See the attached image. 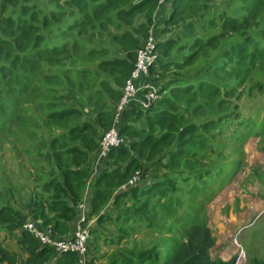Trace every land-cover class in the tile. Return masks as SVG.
<instances>
[{
    "label": "trees",
    "instance_id": "trees-1",
    "mask_svg": "<svg viewBox=\"0 0 264 264\" xmlns=\"http://www.w3.org/2000/svg\"><path fill=\"white\" fill-rule=\"evenodd\" d=\"M168 3L170 14L159 26L156 17L164 8L160 0H0V137H11L16 157L24 156L34 170L27 174L21 163L18 173L8 177L0 173L1 230L16 234L32 219L41 231L51 230L55 238L71 237L80 217L77 203L99 144L114 125L137 53L152 37L159 58L150 69L149 80L158 86L160 97L146 111L140 106L145 94L141 92L121 114L117 124L121 143L95 162L98 179L88 218L98 217L99 203L109 199V188L114 191L127 184L145 162L165 163L181 178L173 175L147 187L136 184L117 196L115 205L122 211L124 224L114 227L116 237L108 240L117 252L107 264H236V258L228 262L212 258L216 238L198 221L199 215L193 223L185 222L184 240L168 250L165 259L160 253L163 240L140 244L125 226L128 219L136 220L132 216H139L148 227H158L157 207L166 201V208L179 209L175 193L188 192L189 187L203 194L200 211L205 213L223 184L218 183L221 157L211 153L212 148H203L215 147L217 134L232 123L238 126L242 118L240 110L222 100L247 86L251 93L255 89V99L264 95V0ZM191 7L202 13L195 20L187 18ZM235 9L241 16L233 14ZM178 28L182 35L176 37ZM153 30L157 31L152 36ZM118 52L123 56L112 57ZM220 53L222 61L218 60ZM196 63L205 64V75L185 79L182 73ZM228 67L232 70L226 72ZM168 69L182 73L173 79L161 78V71ZM160 81H164L161 86ZM205 90L218 102L210 103L207 114L196 116L201 110L198 103H190V94ZM185 99L186 110L182 111ZM158 102L175 111L155 110ZM110 103L115 105L114 116L107 111ZM85 110L96 114L106 130L98 134L90 122L79 123ZM189 112L193 119H188ZM156 130L163 135L156 136ZM206 159L209 163L203 165ZM190 163L202 166L191 172ZM106 222L105 216H99L98 224ZM91 233L99 232L91 228ZM124 242L130 247H124ZM18 244L27 256L22 264L80 261L76 253L58 255L54 247L43 245L24 230ZM88 247L89 254L91 239ZM88 254L86 264H96V256L91 254L88 260ZM18 258V253L0 242V262L15 264Z\"/></svg>",
    "mask_w": 264,
    "mask_h": 264
},
{
    "label": "rangeland",
    "instance_id": "rangeland-1",
    "mask_svg": "<svg viewBox=\"0 0 264 264\" xmlns=\"http://www.w3.org/2000/svg\"><path fill=\"white\" fill-rule=\"evenodd\" d=\"M167 1L171 3V0ZM168 2H166V0L163 2L161 6H164V8L162 7V11L157 14L156 21L159 26L162 25L164 18L170 14V5ZM196 8L195 11L192 7L189 9L187 18L195 20V18L200 17L202 13ZM236 13L239 14L241 12L235 9L233 14L237 15ZM239 15L241 16V14ZM157 30H160L159 27H157ZM157 30H153V34L151 32L152 36ZM175 33L176 37L182 35L179 28L175 30ZM169 36L172 37V34ZM115 55L123 56V54L118 52L113 54L112 57ZM221 56L222 54L220 53L218 55V60L220 61L223 60ZM234 64L239 65L238 62ZM220 66H223V64ZM261 68L264 69V61L261 63ZM228 70H232V68L228 67L225 69L226 72H228ZM240 70L241 72L243 71V69ZM162 71V77H159L170 79L176 78L175 76H179L178 74L182 73V71H177L176 69H168L166 73ZM205 72V64L200 65V63H196L187 67L182 75L185 79L191 81V78L195 76H204ZM263 75L264 72L261 73V76ZM163 82L164 81H160L159 86H161ZM196 83L197 81L187 84L192 85ZM163 86L162 84V87ZM155 87L157 88L158 86ZM249 89L250 87L248 86L245 88L243 87L236 91L235 96L230 97L225 95L224 99L222 98V102H224L225 105L234 106L236 110H240L239 114L242 116L241 123L238 124V126L232 123L225 132L220 131L217 137H215V147L208 146L203 148V151L212 148L210 152L220 156L222 162V166L220 165L222 178L218 181V183L223 184L222 191L206 206V212L200 211L205 201L203 194L198 195L197 192L194 193L189 187L190 191L188 192L186 191L180 194L175 193L179 209H174L173 207L166 208V201H162L160 206L157 207V212L160 214L159 218L156 219L158 227H148L149 223L144 219H140L139 216H132V218H136V220L128 219L129 224H125V226L131 228L133 232L132 238L136 239L140 244L141 242L148 243L153 239L163 240V247L160 250L163 256L162 259H165L164 256L168 250L174 248L177 242L182 239L184 240L185 236L181 229L184 228L185 222L193 223L196 218H199V215L201 218H199L198 221L205 223L213 231L216 238V245L211 251V256L214 260L228 262L236 258V264H260L264 262V95L258 94L255 99V89L252 93L248 91ZM171 96H175V94ZM171 96L169 95V97ZM190 98V103H193V105L198 103V109L201 110L196 116L207 114L211 106L210 103L218 102V99H215L207 90L200 91V94H190ZM185 100L186 103L180 105V110L182 111L186 110L188 99ZM201 101H204L205 104L199 105ZM78 105L82 106V104ZM114 108L115 105L113 103L108 105L107 111L112 116H114ZM154 109L175 111L169 104H160L159 102ZM236 116H238V113ZM193 118L194 115L192 112H189L188 119ZM78 121L79 123L85 121L90 122L97 129L98 134L106 130L99 119L96 118V114L94 115L91 110H85L84 116L82 113ZM178 125L179 123H176L175 129L178 128ZM106 133H104L103 137ZM155 135L161 137L163 135L162 130H156ZM8 139L9 140H4V138L0 137V173L7 175V177L12 173H18L21 168V163L22 167L28 169V171H26L27 174L29 171L33 173L34 170L32 165H29L30 163L24 156H20L19 159L16 157V152L12 151L14 148L13 139L10 140L11 137H8ZM244 139L246 140L244 141ZM98 158L99 151L93 162L92 169L90 170V177L87 180L82 198L79 203H77L80 204L82 201H85L87 213H89L91 209L92 191L98 179V174L96 172L98 168L96 167L97 163H95L98 161ZM208 160L209 159L202 160V164L209 163ZM200 166L202 165L190 163L189 170L191 172L196 170V168L199 170ZM139 173L140 180L138 184L142 187L151 185L155 180L169 179L174 176L181 178V176L176 174V171H171L169 166H166L165 163L158 164L155 161L149 163L145 162L144 168L140 169ZM1 189L0 186V190ZM126 189L128 188H123L121 186L113 191L109 188V199L99 203L100 208L98 210V217L88 218V222L92 221L90 225L91 228H97L99 232L92 235L91 249L88 254V260L91 254L96 256V264H107L109 257H114L117 252L115 246L108 245V240L111 237H116L117 233L115 228H117L118 224H124V218L120 217L122 211L116 207L115 200L117 196L125 192ZM25 192L26 191H24V197L27 196ZM242 194L247 195L246 200L248 201V208H255L253 211L255 215L249 218V220H245L248 222H245V224H247L244 225V227L235 230L229 218L231 209L228 213L226 209L233 206L234 211H236ZM233 203L236 206L232 205ZM130 205H132V203ZM256 205H258V207H256ZM226 215L227 217H225ZM99 216H105L107 222L105 224H98ZM29 222H34L36 225L39 224L32 219H30ZM75 225L77 228V223ZM171 225H173V228L169 229ZM76 228L71 235H74ZM1 229L0 227V241L5 238V243L9 246L17 245L18 233L14 234L13 232V234H7V232ZM123 246L129 248L130 244L124 242Z\"/></svg>",
    "mask_w": 264,
    "mask_h": 264
},
{
    "label": "built area",
    "instance_id": "built-area-1",
    "mask_svg": "<svg viewBox=\"0 0 264 264\" xmlns=\"http://www.w3.org/2000/svg\"><path fill=\"white\" fill-rule=\"evenodd\" d=\"M165 0H160L162 5ZM159 58L157 47L154 39L151 37L145 45L137 53V61L135 68L128 79L123 96L117 105L115 122L112 128L103 137L99 158L103 159L109 151L119 146L121 138L118 133L117 124L123 111L130 105L131 102L138 100L139 94L145 92L142 99H140V106L143 110H150L159 99V94L156 87L149 81L150 69L157 63ZM140 173L137 171L135 176L123 188H129L139 183ZM80 217L77 222V228L74 235L67 239L55 238L51 230L46 232L41 231L34 222H27L23 225L24 231L33 234L43 245L54 247L58 255L63 253H76L80 256L79 264H86V256L89 250V241L92 237L91 222H88V213L86 209V202L82 201L79 204Z\"/></svg>",
    "mask_w": 264,
    "mask_h": 264
},
{
    "label": "crops",
    "instance_id": "crops-1",
    "mask_svg": "<svg viewBox=\"0 0 264 264\" xmlns=\"http://www.w3.org/2000/svg\"><path fill=\"white\" fill-rule=\"evenodd\" d=\"M163 14H164V11H163ZM246 198H247V195H245V194H242L241 195V200L239 201L240 203H238V208H237L236 211H234V207L233 206L226 209V212L227 213L231 209L230 210V214H229L230 215L229 218H230L231 223L233 224L235 230H238L239 228L244 227V225L247 224V223L245 224V222H248V221H245V220H249V218H252L255 215V213H253V211L255 210V208H253V209H250V207L248 208V201L246 200ZM232 205H235V204L233 203ZM256 207H258V205H256ZM225 217H227V215ZM21 230L17 232L18 233V236L21 233ZM5 240L6 239L4 238L0 242L3 244V243H5ZM3 245L6 248H8V249H10V250H12V251H14V252H16V253L19 254L18 261L15 264H22L23 261L26 260L27 256L24 254V252L22 250V246H20L18 244V239H17V245H15V246L14 245L9 246L6 243L3 244ZM0 264H12V263L0 262Z\"/></svg>",
    "mask_w": 264,
    "mask_h": 264
}]
</instances>
